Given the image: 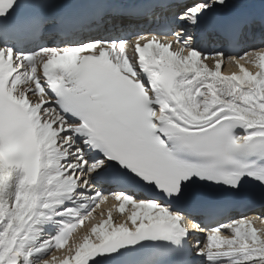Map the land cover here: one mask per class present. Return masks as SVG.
I'll list each match as a JSON object with an SVG mask.
<instances>
[{
  "label": "snow or ice",
  "instance_id": "obj_1",
  "mask_svg": "<svg viewBox=\"0 0 264 264\" xmlns=\"http://www.w3.org/2000/svg\"><path fill=\"white\" fill-rule=\"evenodd\" d=\"M257 196L264 0H0V264H264Z\"/></svg>",
  "mask_w": 264,
  "mask_h": 264
},
{
  "label": "bare ground",
  "instance_id": "obj_2",
  "mask_svg": "<svg viewBox=\"0 0 264 264\" xmlns=\"http://www.w3.org/2000/svg\"><path fill=\"white\" fill-rule=\"evenodd\" d=\"M106 207V206H105Z\"/></svg>",
  "mask_w": 264,
  "mask_h": 264
}]
</instances>
